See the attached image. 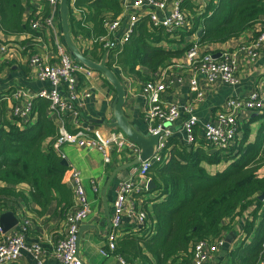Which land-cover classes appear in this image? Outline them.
Here are the masks:
<instances>
[{
  "label": "trees",
  "instance_id": "trees-1",
  "mask_svg": "<svg viewBox=\"0 0 264 264\" xmlns=\"http://www.w3.org/2000/svg\"><path fill=\"white\" fill-rule=\"evenodd\" d=\"M27 5L29 0H0V31L14 36L28 34L21 43L32 44L36 36L47 40L44 32H34L29 27L25 19ZM73 5L81 10L80 19L69 13L75 41L78 34L91 39L103 34L104 19L121 14L120 0H74ZM181 6L190 20L187 26L168 31L144 15L115 50L114 57L110 50L108 65L119 67L127 77L145 81L184 55L190 44L172 45L185 34L196 33L199 45H216L247 30L255 36V24L264 29V0H208L204 6L182 0ZM31 44L25 49L37 51ZM105 50L95 42L82 49L94 60H99ZM79 81H83L82 76ZM5 105L6 101L0 103V214L11 211L19 221L25 217L30 224L47 214L65 221L74 200L71 186L63 181L68 166L61 163L62 153L52 147L58 126L48 110L49 101L33 97L31 123L7 116ZM167 146L168 158L153 161L146 171V177L155 185L150 191L154 197L143 203L150 221L148 232L122 230L112 253L125 264H189L197 240L219 238L234 228L237 215L254 205L249 210L250 217L237 232L234 230L241 236L240 242L227 249L226 257L230 264H259L264 258V199L258 198L264 191V133L228 151L210 152L204 141L196 147H186L173 137H169ZM220 162L226 164L219 170L207 168ZM258 214L260 220L255 224Z\"/></svg>",
  "mask_w": 264,
  "mask_h": 264
},
{
  "label": "built area",
  "instance_id": "built-area-1",
  "mask_svg": "<svg viewBox=\"0 0 264 264\" xmlns=\"http://www.w3.org/2000/svg\"><path fill=\"white\" fill-rule=\"evenodd\" d=\"M47 5L43 15H32L28 21L29 27L34 32H50L55 35L54 28L56 18L59 17L58 7L60 0H41ZM73 4L74 0H70ZM182 0L172 2L170 11L166 12L167 0H120L121 14L115 18L107 17L103 21L104 33L90 38L92 42L99 44L104 49L115 50L126 41L137 20L147 15L154 25H160L168 31H174L187 26L190 22L181 6ZM130 7V8H129ZM133 8L135 10H130ZM76 9V8H75ZM81 13L80 9H76ZM126 16L125 23L122 21ZM256 32L247 42H241L233 48H216L214 51H201L199 44L192 41L184 53L186 63L178 66L192 71L190 89L194 93L192 102L175 103L163 98V93L170 86L171 80L166 77L165 70L150 74L141 87V92L148 100L144 111L147 121V132L157 133L159 136L156 151L153 156L145 161L130 166L131 178L122 180L117 185L116 196L113 202V212L110 219V230L106 236V242L99 251L107 256L114 249L115 240L120 235L122 220L127 217L132 222L127 230H136L140 234L147 233L150 221L144 208L146 183V171L151 163L156 160L167 159L169 152L167 141L172 135V130L165 123L173 124L180 120L177 131L182 145L190 147L196 144L194 126L198 122L195 113L196 102L202 100L203 92L199 89L196 74H201L208 82L220 80L228 85L238 82L240 53L246 54L250 61H255L261 53L264 54V29L260 24L254 25ZM49 48L54 52V58H50L37 51L27 55V64L35 77L47 83L45 87H39L34 93H27L23 88L16 89L8 97L12 99V116L19 118L24 123H31V102L33 97L41 96L49 101L48 110L54 116L58 126V133L53 140L54 150L62 153L65 144L81 148L96 149L101 153L104 163L111 162L112 155L129 152L137 156L139 146L130 140L121 130L115 127H93L83 123L81 106L84 98L90 96V90L80 84L79 76L89 77L93 70L83 66L71 55L63 41L56 35L52 38ZM114 51V52H113ZM9 53V45L0 40V62H4ZM218 54V56H214ZM52 57V56H51ZM7 99V98H6ZM264 107V75L258 79L254 87L244 96L234 95L226 98L215 113L214 121H206L203 125V141L208 150L214 149L228 151L239 140V130L243 124L241 113L245 111L261 110ZM62 156L64 157L63 153ZM68 175L69 185L73 193L74 206L66 213L65 231L54 243L52 255L61 264H84L78 253V232L83 220L89 214L91 207L80 171L70 166ZM141 179V184L133 179ZM94 192L98 186L91 181ZM143 194V195H142ZM17 224L7 232L0 228V263H11L19 259L22 249L32 252L38 261L41 247L38 243L27 245L25 235L30 220L22 217ZM149 234V233H148ZM226 244L223 234L215 240L200 239L193 247V257L189 264H214L219 249ZM264 245V240H263ZM121 259V258H119ZM121 262L123 260L121 259ZM40 264V263H39ZM125 264V263H124ZM259 264H264V258Z\"/></svg>",
  "mask_w": 264,
  "mask_h": 264
},
{
  "label": "crops",
  "instance_id": "crops-1",
  "mask_svg": "<svg viewBox=\"0 0 264 264\" xmlns=\"http://www.w3.org/2000/svg\"><path fill=\"white\" fill-rule=\"evenodd\" d=\"M173 1L175 0H167L166 12L170 11ZM193 1L200 3V6H204L208 2V0ZM45 7H47L46 3L41 0H29V5H27L25 9V19L29 21L32 15H43L47 9H45ZM130 10L135 12L133 8ZM69 13L74 19H80L81 17V13L75 9L71 1L69 3ZM123 17L124 20L122 22L125 23L126 16ZM74 23L75 22H73V24ZM54 32L56 37L63 41L59 17L56 18ZM252 34V30H247L238 37L230 38L224 43L216 45L204 44L199 45V47L203 52L214 51L216 48H233L241 42H247ZM55 35L45 31L44 37L46 36L47 40L42 36H36L34 39L32 38L33 43L31 44V41H25L24 43L20 42L21 39L27 38L29 36L28 34L14 36L4 34L0 31V40L9 45V53L6 60L0 62V103L6 101L5 114L10 118L12 116L11 110L13 101L11 98L8 99V97H10L9 95L11 93L18 88H23L27 93L32 94L37 91L39 87H45L47 85L46 82L38 80L29 68L27 64V55L29 54L30 48L26 50L25 46H29V44L35 45L39 52L47 55L50 58L49 60H52L54 58V52L50 50L49 42L50 39L52 41ZM177 39L179 38L177 37ZM192 41H197L196 33L183 35L182 40L175 42L172 46L182 47L186 44H191ZM76 43L81 49L89 48L92 45L90 37H84L81 34L77 35ZM179 63H186L184 55L181 58L174 59L173 63L168 64L162 69L163 71L165 70L164 73L166 77L171 80L170 86L162 96L168 102H192L194 97V93L190 89V79L191 76H193L192 71L187 67L181 69L178 66ZM137 68L139 70L142 69L141 66ZM115 70L118 72L120 80L124 85V113L133 119V123H135L140 130L146 132L147 121L144 117V111L147 108L148 100L141 92L144 81L136 76H125L117 66H114V71ZM262 75H264L263 53H261L255 61H250L246 54L240 53L237 74L238 82L235 85H228L220 80L208 82L201 74H196L197 84L199 89L203 92V98L195 104V113L198 117V122L194 126L196 138L195 147L200 145L201 141H203L204 132L202 124L206 121H214L215 113L218 107L222 105L223 101L229 96L246 95ZM80 84L90 90V96L83 99L81 106L83 123L93 127H101L102 130H105L107 127L105 124L95 122L94 120L101 117L109 120L112 117L111 106L115 91L104 82L103 77L96 71H93L89 77L83 78ZM240 117L245 123L243 127H240L238 143L246 145L247 143L253 142L259 133H264V107L261 110L245 111L241 113ZM179 123L180 120L176 121V123L166 125L172 130L171 137L176 138L177 141H179V134L177 131ZM61 150L68 166L63 175V181L67 184L69 183L68 169L70 166L76 167L82 176V182L91 207L89 214L80 225V237L78 240L79 257L84 264H124L121 262V259L112 252H109L107 256H103L99 249L104 247L106 236L110 230L109 223L113 212V202L116 196L117 185L120 181L131 178L130 166L118 169L111 180H109V177L116 167L129 162L135 156L129 152L113 153L111 162L104 163L101 153L96 149H87L65 144L62 146ZM225 164V162H220L212 166H207V168L211 171H215L224 167ZM133 180L141 184V179L135 178ZM91 181L97 184V192L93 191ZM143 191H146V193H144L146 198L150 199L154 197V192H147V189ZM253 208L254 205H251L240 215H237L233 224L234 228L224 232L226 244L223 248L219 249L214 264H230L226 257V251L231 247H236V242H240L241 238L239 234L237 235V233H234V230L237 232L242 227V224L250 217L249 210ZM259 220L260 216L258 214L255 219V224ZM131 224L132 222L130 219L125 217L122 220L120 234L123 232L122 230L131 226ZM64 231V221L60 222L58 217L54 214H47L35 218L31 221L26 232L25 241L28 246L32 243H38L40 245L41 252L39 259L41 262L38 261L37 257H35L30 250L22 249L21 255L17 261L0 264H61L52 255V247L63 235ZM251 234L252 232L250 235ZM246 239V241H249L250 237ZM221 250L222 252L220 253Z\"/></svg>",
  "mask_w": 264,
  "mask_h": 264
},
{
  "label": "water",
  "instance_id": "water-1",
  "mask_svg": "<svg viewBox=\"0 0 264 264\" xmlns=\"http://www.w3.org/2000/svg\"><path fill=\"white\" fill-rule=\"evenodd\" d=\"M59 23L62 33V38L64 44L67 46L71 55L76 61L81 63L83 66L98 72L113 88L115 91V96L112 101V117L106 120L104 117L95 119V122L103 123L108 127H115L121 130L130 140L135 142L139 146V152L137 156L131 159L129 162L116 167L109 180L113 177L115 172L122 168L137 164L141 161L150 159L156 151V146L158 143L159 136L162 134V130L157 133H149L140 130V128L133 123V119L124 113L123 105L125 102V90L124 85L120 78L117 76L113 68L108 65L109 49H106L99 60H94L83 54L82 49L78 46L74 40L69 25V3L68 0H60L58 7ZM214 56H218L215 54ZM168 123H165L162 128H164ZM213 152L214 149L209 150ZM61 163L67 165V161L64 157L61 159ZM154 182L151 178L147 180L146 189L148 192L152 191L154 188ZM259 199L264 198V191L258 195ZM18 222L17 217L11 211H5L0 214V228L2 232L9 231ZM111 226V223H109ZM80 237V228L78 232V238Z\"/></svg>",
  "mask_w": 264,
  "mask_h": 264
},
{
  "label": "rangeland",
  "instance_id": "rangeland-1",
  "mask_svg": "<svg viewBox=\"0 0 264 264\" xmlns=\"http://www.w3.org/2000/svg\"><path fill=\"white\" fill-rule=\"evenodd\" d=\"M256 25H258V24H256ZM222 252V250L220 251V253Z\"/></svg>",
  "mask_w": 264,
  "mask_h": 264
}]
</instances>
